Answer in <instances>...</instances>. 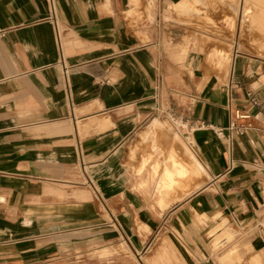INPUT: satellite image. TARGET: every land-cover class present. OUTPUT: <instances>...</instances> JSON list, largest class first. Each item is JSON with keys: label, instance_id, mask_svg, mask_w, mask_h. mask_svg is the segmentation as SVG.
Returning a JSON list of instances; mask_svg holds the SVG:
<instances>
[{"label": "crops", "instance_id": "obj_1", "mask_svg": "<svg viewBox=\"0 0 264 264\" xmlns=\"http://www.w3.org/2000/svg\"><path fill=\"white\" fill-rule=\"evenodd\" d=\"M193 1L0 0V264H211L225 220L264 259V61L211 72Z\"/></svg>", "mask_w": 264, "mask_h": 264}, {"label": "rangeland", "instance_id": "obj_2", "mask_svg": "<svg viewBox=\"0 0 264 264\" xmlns=\"http://www.w3.org/2000/svg\"><path fill=\"white\" fill-rule=\"evenodd\" d=\"M188 5L189 17L179 18L178 21L193 28L194 33L185 39L186 44L188 47L191 46V51L195 55L205 56L207 63L210 65L211 72H225V78H227L230 72V65L236 55L238 58H248L251 61H264V32L263 30L260 31L256 29L257 27L254 29L255 26H253L255 25L253 24L255 18L259 15L260 18L264 17V4L259 0H213L209 4L207 2H202V0H194L192 3H188ZM248 11L250 13H248ZM254 39H256V41ZM258 39H260V41ZM261 39H263V41ZM218 49L231 53V60L227 65L223 62L221 66H217L212 62L210 56ZM187 50L189 49L182 50L183 56L181 59L187 57ZM173 116L174 117H168V120L163 119L160 121H167L172 126L173 130L179 133L181 126L178 117L180 115ZM170 125L169 127H171ZM224 223L225 224L218 226L213 234L223 231L230 232L221 236L219 247L215 248V246L211 244L213 248L210 252L211 264H264L263 258H259V261H256L254 260L255 257H247V255H250L251 252L255 250V248H259V246L257 247L248 240H244L239 229L232 220H225ZM211 227L212 226H205L202 228V235L206 241H209V244L212 238V233L209 232ZM183 229H185V227ZM177 230L178 238L182 241H188L187 239L192 241L197 240V238H199V240L202 239L200 234L192 232L188 234L184 230L185 235H183L180 233V229ZM165 238L169 237H167V235H161L157 240L151 243L149 250L143 253L145 256L143 257L142 264H154V260H156L154 257L159 248L170 247L169 239L165 240ZM130 255L132 256L131 253ZM198 256L193 257L196 262L202 260V256ZM182 257L183 256L180 258ZM170 259V262H166L164 259L159 258L158 264H178L176 256H171ZM183 260V264H190L187 258Z\"/></svg>", "mask_w": 264, "mask_h": 264}, {"label": "built area", "instance_id": "obj_3", "mask_svg": "<svg viewBox=\"0 0 264 264\" xmlns=\"http://www.w3.org/2000/svg\"><path fill=\"white\" fill-rule=\"evenodd\" d=\"M247 98H248V107L246 109H237L236 115H235L236 119H243L246 122L239 125L236 121H233L230 124V129L234 131L236 134H242L246 129L252 127L251 120L254 116L257 117V115H254V111L261 106V101L259 97L255 95L253 91H249L247 93ZM209 126L210 125L205 122H201L198 125L199 128H207Z\"/></svg>", "mask_w": 264, "mask_h": 264}, {"label": "bare ground", "instance_id": "obj_4", "mask_svg": "<svg viewBox=\"0 0 264 264\" xmlns=\"http://www.w3.org/2000/svg\"><path fill=\"white\" fill-rule=\"evenodd\" d=\"M262 4H264V0H259ZM261 5V4H260ZM262 6V5H261ZM248 13H250L249 11H248ZM260 16V15H259ZM257 17V18H255L254 19V22H253V24H255V25H253V26H255L254 27V29L256 28V29H258V30H263V32H264V17H262V18H260V17ZM264 16V15H263ZM252 17H255V16H252ZM255 31H257V30H255ZM254 31V32H255ZM262 32V33H263ZM260 34H261V32H260ZM264 34V33H263ZM244 35V34H243ZM262 37V36H261ZM260 38V37H259ZM264 38V37H263ZM255 41H256V39H254ZM259 41H260V39H258ZM262 41H263V39H261ZM218 54H219V58H220V60L221 61H228V59H229V52H227V51H223V50H221L220 51V49H219V52H218ZM158 122V121H157ZM158 124V123H157ZM164 149V148H163ZM174 155V154H173ZM177 159V158H176ZM183 159V158H182ZM179 160H180V158H179ZM184 160V159H183ZM186 160V159H185ZM187 163V162H186ZM185 165V164H184ZM192 167H193V165H192ZM186 168H187V166H186ZM188 169H190V168H188ZM191 170V169H190ZM192 170H193V168H192ZM195 170V169H194ZM143 171V170H142ZM196 171H197V169H196ZM199 181V180H198ZM180 190V189H179ZM175 198V197H174ZM167 203V202H166Z\"/></svg>", "mask_w": 264, "mask_h": 264}]
</instances>
